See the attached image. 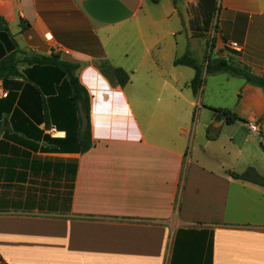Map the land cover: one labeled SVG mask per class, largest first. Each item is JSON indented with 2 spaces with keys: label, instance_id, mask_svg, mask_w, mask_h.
Segmentation results:
<instances>
[{
  "label": "crops",
  "instance_id": "crops-1",
  "mask_svg": "<svg viewBox=\"0 0 264 264\" xmlns=\"http://www.w3.org/2000/svg\"><path fill=\"white\" fill-rule=\"evenodd\" d=\"M190 3L197 0H0V15L28 56L54 51L78 64L92 143L69 152L44 139L74 129L65 98L68 127L32 118L30 134L16 140L0 127L3 262L264 264V187L226 172L250 166L243 170V151L235 156L241 167L231 166V128L264 140V89L227 72L205 73L193 96L194 72L173 65L183 52L181 29L193 37ZM216 5L223 49L215 56L264 76V0ZM229 41L241 50L226 47ZM101 61L123 68L128 82L104 76ZM210 107L246 122L227 124ZM201 109L211 115L199 125ZM208 126L216 138H206Z\"/></svg>",
  "mask_w": 264,
  "mask_h": 264
},
{
  "label": "trees",
  "instance_id": "trees-1",
  "mask_svg": "<svg viewBox=\"0 0 264 264\" xmlns=\"http://www.w3.org/2000/svg\"><path fill=\"white\" fill-rule=\"evenodd\" d=\"M151 1L157 3L160 0ZM215 9L216 0H197V4L188 9L189 28L193 37H203L211 26H214ZM21 54L24 56L21 57ZM21 63H26L29 67L21 71L19 68ZM173 65H183L193 69L194 74L187 83L193 96L197 95L202 85L204 73L227 72L264 89V76L253 74L245 66L222 56L207 54L204 63H199L187 48L183 54L174 58ZM77 68V63L62 59L59 52L51 51L48 55L28 56L27 52L18 47L7 20L0 15V81L3 89L7 91L5 97H0V116L3 115L0 127L4 130L3 136L16 140L18 132L30 134V128L35 127L32 118L44 123L46 128L51 126L65 128L68 107L66 100L75 115L72 121L74 129L72 131L67 129L63 138H49L44 135V139L51 142L53 150L58 151L84 152L90 148L92 143L89 99L75 73ZM99 68L104 76L114 79L120 85H125L129 80V75L123 68L114 67L108 61H101ZM210 109L214 113L222 114L227 124L236 121L246 122V119L230 109L221 107H210ZM84 120L86 123L83 127ZM36 132V136L40 137L41 130L36 128ZM205 135L208 139H214L218 135V130L212 133V128L208 126ZM226 172L235 179L264 187V176L252 166L241 173L229 170ZM0 264L6 263L0 259Z\"/></svg>",
  "mask_w": 264,
  "mask_h": 264
},
{
  "label": "rangeland",
  "instance_id": "rangeland-1",
  "mask_svg": "<svg viewBox=\"0 0 264 264\" xmlns=\"http://www.w3.org/2000/svg\"><path fill=\"white\" fill-rule=\"evenodd\" d=\"M193 7L194 4L190 3L189 8H193ZM216 10H217V5L214 13V18L216 15ZM181 32L183 36L182 54L185 52L187 48H189L190 51L192 52V55L197 59L199 63H204L205 56L207 54H211V55L221 54L223 48H221L220 46H216L217 34L214 29V26H211V28L204 34L203 37H191L189 40L187 39L186 36V34L188 33L187 26H185V28H182ZM187 69L190 70L191 73L193 72L192 68L189 67ZM232 83L235 82L232 80L230 84ZM210 115H211L210 112L201 109L198 115L196 116V118L198 117L199 125L206 122V120L209 118ZM230 132L232 133L231 135L232 140H230V142L228 143L227 148L231 152V159H232L231 166L233 168H238V169L241 167V162H239L238 159H235L236 158L235 156L239 154L241 151H243V170L249 164L259 174L264 176V140L252 133L251 134L253 140H247L245 139L244 132L242 136L241 131L238 130L236 127L231 128ZM205 133H206V129H205ZM234 171L237 172V170Z\"/></svg>",
  "mask_w": 264,
  "mask_h": 264
},
{
  "label": "built area",
  "instance_id": "built-area-1",
  "mask_svg": "<svg viewBox=\"0 0 264 264\" xmlns=\"http://www.w3.org/2000/svg\"><path fill=\"white\" fill-rule=\"evenodd\" d=\"M224 45L226 47L231 48V49L236 50V51H240L241 50L240 45L237 42H234V41L226 42ZM2 95L5 96L6 93H2Z\"/></svg>",
  "mask_w": 264,
  "mask_h": 264
},
{
  "label": "water",
  "instance_id": "water-1",
  "mask_svg": "<svg viewBox=\"0 0 264 264\" xmlns=\"http://www.w3.org/2000/svg\"><path fill=\"white\" fill-rule=\"evenodd\" d=\"M29 54L31 55L32 54V51H29Z\"/></svg>",
  "mask_w": 264,
  "mask_h": 264
}]
</instances>
